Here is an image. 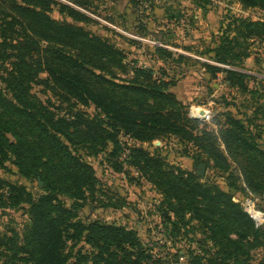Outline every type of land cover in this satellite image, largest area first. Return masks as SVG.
Returning a JSON list of instances; mask_svg holds the SVG:
<instances>
[{
    "label": "trees",
    "instance_id": "1",
    "mask_svg": "<svg viewBox=\"0 0 264 264\" xmlns=\"http://www.w3.org/2000/svg\"><path fill=\"white\" fill-rule=\"evenodd\" d=\"M67 1L85 8L81 0ZM239 2L246 9L264 12V0ZM54 7L81 25L92 22L55 0H0V167L12 160L22 177L44 184L42 193L33 199L25 187L0 180V191L7 189L5 195L0 193V205H27L29 217L21 237L14 231L0 236V256L8 254L11 260L24 264H154L134 231L97 221L84 224L77 219L96 180L92 167L70 147L88 146L89 154L95 155L110 143L109 156L119 157L120 132L139 143L173 136L205 154L198 165L212 163L222 173L231 169L227 155L240 158L245 187L236 185L233 172L225 181L264 200V147L260 148L250 129L251 119L225 111L222 123L213 121L220 126L217 133L200 129L198 121L167 92L168 83L154 80L152 72L143 69H134L133 79H122L117 72L124 70V54L82 26L53 19ZM233 23L238 28L232 38L226 35L221 39L215 60L237 66L236 61L250 57L247 43L264 38V22ZM237 48H243L242 53H235ZM204 67L213 74L224 72L230 86L247 90L242 81L245 74ZM40 74H46V79H39ZM39 82L62 102L94 106L97 115L89 118L77 111L66 119L57 114L51 110L53 105L45 106L31 93ZM259 111H253L252 116ZM130 152L129 165L164 196L165 210L176 219L166 216L172 228L177 233L180 226L188 231V221L192 220L203 230L204 240L198 244L204 253L212 252L206 264H249L251 251L264 250V231L255 227L229 192L215 184H202L191 173L184 176L178 168L164 167L156 154L149 155L141 148ZM113 168L121 171L117 163ZM59 196L70 200L68 208ZM206 240L212 244L210 249L205 248ZM200 260L190 256L189 264H200Z\"/></svg>",
    "mask_w": 264,
    "mask_h": 264
},
{
    "label": "rangeland",
    "instance_id": "2",
    "mask_svg": "<svg viewBox=\"0 0 264 264\" xmlns=\"http://www.w3.org/2000/svg\"><path fill=\"white\" fill-rule=\"evenodd\" d=\"M55 1L70 5L92 19V22L83 25L76 23L60 14L56 7L50 14L53 19L82 26L124 54L125 67L123 71L117 72L119 77L130 80L134 78V69L150 70L154 80L168 83L167 92L185 107L190 118L194 108H199L196 110L201 113V118L204 117V110L205 118L198 120L200 129L206 128L217 133L220 126L213 121L222 123L221 114L225 111H231L242 119L246 115L253 121L250 129L258 137L260 148L264 147V38L247 43L250 57L236 61L237 66L215 60V51L220 47L221 39L226 35L232 38L234 30L238 28L233 20L264 22L262 10L246 9L239 0H81L85 8L67 0ZM155 48L167 53L157 52ZM242 49L237 48L235 53L238 54ZM204 65L245 74L242 81L247 90L230 86L224 72L213 74ZM46 77V74L39 75L41 80ZM31 93L45 106H49V103L53 105L51 110L66 119H70L69 116L77 111L89 118L98 113L92 105L62 102L42 82L33 85ZM258 108L259 113L253 117V111ZM255 125H259L260 129L257 130ZM117 139L121 149L119 157L109 156L112 150L110 143L95 155L89 154L88 146L70 147L92 167L96 180L94 190L86 193L84 206L78 212L77 219L84 224L97 221L134 231L154 264L159 260L161 264H189L190 256H197L201 258L200 264H206L212 252L204 253V248L198 244L204 240L203 230L198 223L190 220V230L185 231L180 226L177 233L166 217L169 215L171 221H176L162 204L164 196L146 181L140 171L129 165L130 151L141 148L149 155H158L164 167L178 168L184 176L191 173L200 183L215 184L229 192L233 201L245 212L250 209L255 212L254 216L259 215L261 223L252 220L256 228L264 231L263 198L248 191L241 192L228 186L225 181L229 172H233L236 185L245 187L239 171L240 158L227 155L231 166L228 173L218 171L211 163L205 166L204 175L200 177L196 169L198 160L205 158V154L191 144L183 143L173 136L151 143H139L123 132L118 134ZM125 151L126 156L122 157ZM116 163L121 165L120 172L113 168ZM0 180L25 187L33 199H37L43 191V182L22 177L12 160L0 167ZM6 191L4 188L0 193L5 195ZM59 199L65 207L70 206L67 197L59 196ZM27 209L28 206L24 204L12 207L6 202L3 207L0 205V236H9L10 231H14L21 237L29 224ZM185 219L187 221L189 216ZM206 241L205 248L210 249L212 244ZM250 255L249 264L264 261L262 248L251 251ZM0 264L24 263L11 260L8 254H4L0 256Z\"/></svg>",
    "mask_w": 264,
    "mask_h": 264
},
{
    "label": "built area",
    "instance_id": "3",
    "mask_svg": "<svg viewBox=\"0 0 264 264\" xmlns=\"http://www.w3.org/2000/svg\"><path fill=\"white\" fill-rule=\"evenodd\" d=\"M195 110L196 109H199V108H194ZM201 109V108H200ZM203 112H204V110H202ZM197 112V111H196ZM204 116H205V112H204ZM191 118L192 119H194V120H196V121H198V120H202V119H204V118H201V116L198 114L197 115V113H196V115H191ZM126 156V151L125 152H123L122 153V157H125ZM247 212V214H249V216L254 220V221H257V222H259V223H261V221H262V219L259 217V215H255L254 216V211H252V210H250L249 209V212L248 211H246ZM258 214V213H257ZM264 220V219H263Z\"/></svg>",
    "mask_w": 264,
    "mask_h": 264
},
{
    "label": "water",
    "instance_id": "4",
    "mask_svg": "<svg viewBox=\"0 0 264 264\" xmlns=\"http://www.w3.org/2000/svg\"><path fill=\"white\" fill-rule=\"evenodd\" d=\"M202 114L204 115V112H202ZM205 117V116H204ZM203 117V118H204ZM204 170H205V165H198L197 166V169H196V171H197V173H198V175L200 176V177H203V175H204Z\"/></svg>",
    "mask_w": 264,
    "mask_h": 264
},
{
    "label": "bare ground",
    "instance_id": "5",
    "mask_svg": "<svg viewBox=\"0 0 264 264\" xmlns=\"http://www.w3.org/2000/svg\"><path fill=\"white\" fill-rule=\"evenodd\" d=\"M196 111H197V110H192V111H191V115H196V113H197V115L199 114L200 116H202L201 113H200L199 111H197V112H196Z\"/></svg>",
    "mask_w": 264,
    "mask_h": 264
}]
</instances>
